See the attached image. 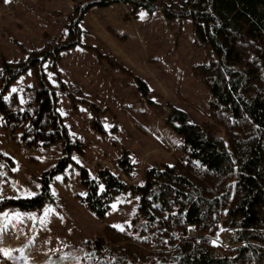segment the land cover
I'll return each mask as SVG.
<instances>
[{"label": "trees", "instance_id": "1", "mask_svg": "<svg viewBox=\"0 0 264 264\" xmlns=\"http://www.w3.org/2000/svg\"><path fill=\"white\" fill-rule=\"evenodd\" d=\"M115 3L132 5L133 14L161 10L168 21H191L195 45L216 55L191 67L209 90L211 120L192 122L187 112L172 108L167 119L183 135L187 155L147 168L143 184L123 177L135 170L127 154L115 170L100 166L92 176L82 168L81 202L97 215H105L123 190L139 194L140 204L138 234L106 225L88 242L90 256L78 264H264V0L76 1L66 40L26 58L1 59L0 127L32 150L62 142L64 155L52 172L82 151L57 108L58 94L73 92L48 72L56 70L64 51L81 44L86 13ZM30 68L36 86L24 88L21 107L12 84ZM48 179L43 193L0 199V210L41 209L50 195ZM228 232L225 246L218 240Z\"/></svg>", "mask_w": 264, "mask_h": 264}, {"label": "rangeland", "instance_id": "2", "mask_svg": "<svg viewBox=\"0 0 264 264\" xmlns=\"http://www.w3.org/2000/svg\"><path fill=\"white\" fill-rule=\"evenodd\" d=\"M76 1L0 0V64L66 40ZM131 9L124 3L92 7L81 22V44L64 51L48 72L73 92L58 94L57 108L82 151L72 153L65 168L52 172L64 155L62 142L32 150L0 127V199L43 193L46 177L50 192L39 210H0V264H78L106 225L138 234L139 194L119 192L99 216L81 202L82 168L92 176L100 166L115 170L127 154L135 170L123 177L143 184L147 168L187 155L183 135L167 119L172 108L187 112L192 122L211 120L209 90L191 67L216 55L195 45L190 20ZM27 86H36L33 68L12 84L21 107ZM230 238L228 232L218 241L226 246Z\"/></svg>", "mask_w": 264, "mask_h": 264}, {"label": "snow or ice", "instance_id": "3", "mask_svg": "<svg viewBox=\"0 0 264 264\" xmlns=\"http://www.w3.org/2000/svg\"><path fill=\"white\" fill-rule=\"evenodd\" d=\"M13 91H15V89H13ZM57 179H60V178L58 177ZM121 230H122V229H121ZM5 255H8V253H7V252H5Z\"/></svg>", "mask_w": 264, "mask_h": 264}, {"label": "crops", "instance_id": "4", "mask_svg": "<svg viewBox=\"0 0 264 264\" xmlns=\"http://www.w3.org/2000/svg\"><path fill=\"white\" fill-rule=\"evenodd\" d=\"M116 4H121V3H116ZM87 14V13H86ZM86 16V15H85Z\"/></svg>", "mask_w": 264, "mask_h": 264}]
</instances>
